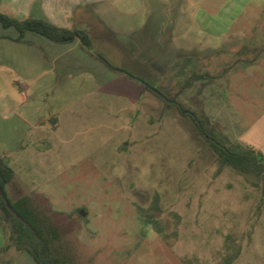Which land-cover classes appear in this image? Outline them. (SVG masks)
I'll return each mask as SVG.
<instances>
[{
    "label": "rangeland",
    "instance_id": "374dc122",
    "mask_svg": "<svg viewBox=\"0 0 264 264\" xmlns=\"http://www.w3.org/2000/svg\"><path fill=\"white\" fill-rule=\"evenodd\" d=\"M38 4L89 33L98 60L146 85L118 74L100 93L81 75L84 87L59 89L57 125L0 112L9 198L30 196L75 264H264V174L221 164L175 107L264 160V0H0V11L24 18ZM16 36L0 26V53H22L6 38ZM51 96L25 108L43 111ZM0 264L36 263L13 249Z\"/></svg>",
    "mask_w": 264,
    "mask_h": 264
},
{
    "label": "trees",
    "instance_id": "16d2710c",
    "mask_svg": "<svg viewBox=\"0 0 264 264\" xmlns=\"http://www.w3.org/2000/svg\"><path fill=\"white\" fill-rule=\"evenodd\" d=\"M0 25L4 29L15 30L19 34L18 38H6L18 42L26 33H35L56 44H71L78 41L82 49L88 52L92 50L90 35L85 30L60 27L42 19L20 20L1 11ZM165 103L170 105L166 101ZM175 107L182 115L192 119L200 135L217 154L221 164L247 177L256 176L257 180L264 174L263 158L250 151L232 149L197 113L183 106ZM14 179V170L0 155V225L7 230L6 244L0 249V256L4 258L14 249L28 253L36 264H75L55 249L54 242L58 239V230L50 218L34 205L33 199L30 196H22L14 201L9 198L6 186Z\"/></svg>",
    "mask_w": 264,
    "mask_h": 264
},
{
    "label": "crops",
    "instance_id": "0c3cea01",
    "mask_svg": "<svg viewBox=\"0 0 264 264\" xmlns=\"http://www.w3.org/2000/svg\"><path fill=\"white\" fill-rule=\"evenodd\" d=\"M35 1L41 3L45 0ZM41 8L43 7L38 4L32 7L33 13L30 14V16L24 18L13 17L20 20L27 18L42 19L60 27L81 29L69 28L68 26L56 24L49 18L43 16ZM29 34H31L33 40L26 39ZM18 36L19 34L17 33L15 39L18 38ZM14 42L15 45H11V47H17L19 50H23L22 53L24 52V55L19 53L18 56L13 57L12 53L6 52L4 55L2 52L0 53V68L5 70L4 73L0 72V112L6 116L8 113H22L23 110L26 109L29 111V113H27L29 116L22 121L27 125H31V127H43L46 123L56 125L59 123L62 104L58 100L64 96L62 95L64 93H59V89L63 90L66 86L72 88V83L73 86L76 85V88L84 87L75 82L79 76H88V79L92 78L96 82L95 87L93 85L92 91H99L100 93L106 92L108 94L111 93L103 90L101 82L104 79L112 81L118 78V74L126 76L122 72L115 71L108 67L92 53L76 45V42L71 44H56L35 33H26L22 42H17L15 40ZM34 42L38 45H43V51H40L42 48L33 46L32 43ZM48 75L50 77H47ZM126 77L127 79L129 78L128 76ZM45 78L47 81H52L50 82L51 84H44L43 82V84L40 85L39 82L43 81ZM134 81L128 84L135 86ZM55 91L57 95L54 97ZM45 93H51L52 96L51 102H49L47 106H42L43 111L40 110L37 112V108H25L28 106V99L31 97L34 99V96L41 101L40 103H35L37 106L41 103L44 104L42 98ZM7 121V118H4V116L1 117L0 115V125ZM8 147H10V145ZM0 149L4 151L8 148L3 149L0 147ZM0 228L3 231L0 230V249H2L7 239L1 225Z\"/></svg>",
    "mask_w": 264,
    "mask_h": 264
},
{
    "label": "water",
    "instance_id": "95a60500",
    "mask_svg": "<svg viewBox=\"0 0 264 264\" xmlns=\"http://www.w3.org/2000/svg\"><path fill=\"white\" fill-rule=\"evenodd\" d=\"M115 71H118V72H122L123 74H125L126 76H128L129 78L137 81L138 83L142 84V85H146V83L144 81H140L138 80L137 78H135L131 73L129 72H126V71H122V70H116L114 69ZM152 90L157 94V95H160L159 92L155 89L152 88ZM81 216H85V213L83 211H81L80 213Z\"/></svg>",
    "mask_w": 264,
    "mask_h": 264
}]
</instances>
